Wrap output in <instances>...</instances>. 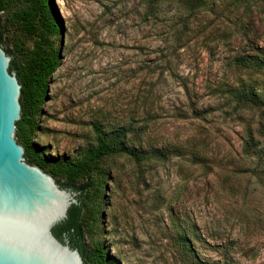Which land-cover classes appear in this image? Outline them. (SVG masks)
<instances>
[{
    "label": "rangeland",
    "instance_id": "374dc122",
    "mask_svg": "<svg viewBox=\"0 0 264 264\" xmlns=\"http://www.w3.org/2000/svg\"><path fill=\"white\" fill-rule=\"evenodd\" d=\"M188 1L47 0L53 35L0 0L21 72L57 56L23 130L44 173L87 178L85 264H264V0ZM120 128L139 160L97 158Z\"/></svg>",
    "mask_w": 264,
    "mask_h": 264
},
{
    "label": "water",
    "instance_id": "95a60500",
    "mask_svg": "<svg viewBox=\"0 0 264 264\" xmlns=\"http://www.w3.org/2000/svg\"><path fill=\"white\" fill-rule=\"evenodd\" d=\"M2 42V41H1ZM3 46V43H2ZM0 45V264H85L78 249L53 229L78 205L77 193L60 187L28 164L15 137L20 89L11 57ZM84 208V206L82 205Z\"/></svg>",
    "mask_w": 264,
    "mask_h": 264
},
{
    "label": "trees",
    "instance_id": "16d2710c",
    "mask_svg": "<svg viewBox=\"0 0 264 264\" xmlns=\"http://www.w3.org/2000/svg\"><path fill=\"white\" fill-rule=\"evenodd\" d=\"M30 0V5L22 8L17 13V18L21 21L22 25L29 30L35 29L34 27V17L35 14L38 13V21L35 23V26L38 25L40 27V34H60L62 31L60 23L53 17L51 12L40 13V7L47 8L48 3L47 0ZM156 1V0H149ZM212 0H189L188 5L190 9L198 8L205 5L207 2ZM43 4V5H42ZM2 6L0 5V10ZM2 31L3 25L0 17V45L2 46ZM2 49L12 56V60L9 66V72L15 71L18 76L19 84L21 85L20 89V119L15 123V137L18 138V143L21 142L22 147L24 148L25 160L28 164L35 165L41 168L39 161L31 155V146L28 144L30 139H28V134H26L23 130L24 126L31 127L34 125L32 120L33 110L38 107L39 102L43 97L45 87H46V78L47 76L54 70V66L56 64L57 56L56 53L52 50L46 51L43 47L38 43L35 45L31 58L26 65V72H21L19 70V66L17 65V58L13 55L11 50H6L3 46ZM243 60H236L237 64L244 63ZM253 104L257 106L264 107V101L261 102H253ZM129 131L124 128H120L115 130L113 134L110 136L103 135L102 138L98 141V146L94 155L97 158L109 157L114 155H127L128 157L139 160V156L126 144V138ZM79 165V164H77ZM75 169L71 174H67L66 181L61 182L59 179H55V175L53 178L55 181L63 188H70L77 193L78 205H73L68 210V218L58 224L53 229V234L56 238L62 241L64 238L68 240L71 247L78 249L79 253L82 256V259L86 261L87 250L84 243V230L83 224L81 222L82 215V204L81 199L83 195L87 191V178L84 176V180L82 182L78 181L79 176V167L74 166ZM100 257V256H98ZM96 264V263H93ZM97 264H116L114 259L109 257H103L101 263Z\"/></svg>",
    "mask_w": 264,
    "mask_h": 264
}]
</instances>
